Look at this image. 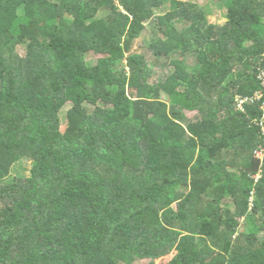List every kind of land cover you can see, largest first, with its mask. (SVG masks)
<instances>
[{"label":"trees","instance_id":"16d2710c","mask_svg":"<svg viewBox=\"0 0 264 264\" xmlns=\"http://www.w3.org/2000/svg\"><path fill=\"white\" fill-rule=\"evenodd\" d=\"M211 1L0 0V264H264V0Z\"/></svg>","mask_w":264,"mask_h":264},{"label":"rangeland","instance_id":"374dc122","mask_svg":"<svg viewBox=\"0 0 264 264\" xmlns=\"http://www.w3.org/2000/svg\"><path fill=\"white\" fill-rule=\"evenodd\" d=\"M185 2H196V3H201L203 5H209L210 10L214 9L213 12L209 15L208 20L210 22L219 24V25H223L226 20V8L221 4L219 5L218 3H215V6L211 4V0H182ZM217 2V1H215ZM212 8V9H211ZM161 11H157V14L160 13ZM183 23L180 22L177 25L179 27H181ZM152 23L147 22L145 23V30L143 31V33L136 38L133 41L132 44V51L133 52H137V53H144L146 55L147 58V63L149 65V67L152 69L153 72H155V76H157L159 74V70L164 68H161L159 63L160 61H165L164 59H155L153 50L150 48L151 46V41L154 38V32L152 31ZM158 35V34H157ZM18 52L20 54H23V50L21 48H18ZM101 54H97L94 52H88L85 55V61L88 65H94L98 58H100ZM185 57H187V62L192 64L193 60H192V54H185ZM120 63L125 64V60L122 59L120 60ZM158 63V64H157ZM120 67V65L118 66ZM171 67L167 68V70H170ZM257 77V76H256ZM258 79V77H257ZM262 84L259 83V87L255 90L256 92L254 93V97H257L259 92L264 91L263 89H261ZM161 99L166 100V96L164 93H162V97ZM251 99V98H250ZM242 100V98L239 95L235 96V102L236 105L237 103ZM70 106V102L66 103L60 110L59 116H60V126H61V130H63L66 126V121H65V113L67 111V109ZM187 116L191 119L194 120L197 117V113L196 112H189L186 111ZM32 166V162L30 159L28 158H23L20 161H18L17 163H15L10 171V175L8 177H6L4 181H9L12 180L13 178H25L27 176L30 175V169ZM247 226V224H245V220H243V218H240V228L239 231L244 230L247 231V228L249 227V229L253 228L254 225L248 224V227L245 228ZM262 234L260 233L259 236H261ZM172 253H169V255H166L158 260L155 261L156 264H166V262L171 258ZM149 260H139L137 261L138 264H146Z\"/></svg>","mask_w":264,"mask_h":264},{"label":"built area","instance_id":"2783aa9c","mask_svg":"<svg viewBox=\"0 0 264 264\" xmlns=\"http://www.w3.org/2000/svg\"><path fill=\"white\" fill-rule=\"evenodd\" d=\"M257 77L260 80V83L262 84L261 89L264 90V66L258 68ZM256 98L264 99V91L259 92V94ZM241 102H242V100L240 101V103ZM263 105H264V101H263Z\"/></svg>","mask_w":264,"mask_h":264}]
</instances>
